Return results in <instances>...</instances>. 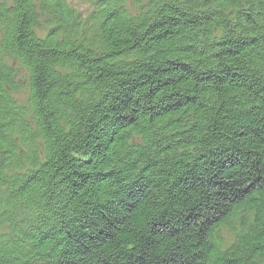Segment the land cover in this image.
Masks as SVG:
<instances>
[{"label": "trees", "instance_id": "obj_1", "mask_svg": "<svg viewBox=\"0 0 264 264\" xmlns=\"http://www.w3.org/2000/svg\"><path fill=\"white\" fill-rule=\"evenodd\" d=\"M80 1L0 0V264H264V0Z\"/></svg>", "mask_w": 264, "mask_h": 264}, {"label": "rangeland", "instance_id": "obj_2", "mask_svg": "<svg viewBox=\"0 0 264 264\" xmlns=\"http://www.w3.org/2000/svg\"><path fill=\"white\" fill-rule=\"evenodd\" d=\"M72 4L79 10L84 11L87 8V5L80 1V0H72ZM224 232V231H223ZM225 238H228V235L226 232H224Z\"/></svg>", "mask_w": 264, "mask_h": 264}]
</instances>
